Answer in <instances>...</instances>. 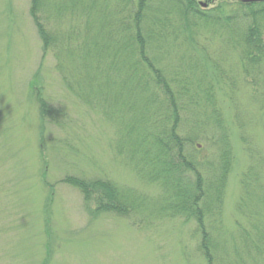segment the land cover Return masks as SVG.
Here are the masks:
<instances>
[{"label": "rangeland", "instance_id": "1", "mask_svg": "<svg viewBox=\"0 0 264 264\" xmlns=\"http://www.w3.org/2000/svg\"><path fill=\"white\" fill-rule=\"evenodd\" d=\"M93 2L100 10L90 14L77 5L45 15L59 36L73 30L45 46L32 0H0V264H209L203 230L215 263L264 264V55L250 63L239 46L251 21L247 28L237 17L248 6L197 0L211 21L180 37L165 35L161 50L148 43L155 63L162 54L159 70L141 66L143 80L133 86L125 77L132 68L120 66L106 46L113 54V37L125 43L123 24L137 30L135 8L129 0ZM159 8L153 0V12ZM90 39L103 41L105 54H91V47L85 56ZM115 45L120 63L131 60ZM160 78L170 86L156 83ZM173 130L184 139L177 154L187 156L189 168L169 179L182 192L138 154L141 142ZM224 134L230 145L220 141ZM227 146L221 200L214 193L201 205L187 187L195 192L215 177ZM76 176L113 183L128 201L118 206L124 212L100 207V194L74 185Z\"/></svg>", "mask_w": 264, "mask_h": 264}, {"label": "trees", "instance_id": "2", "mask_svg": "<svg viewBox=\"0 0 264 264\" xmlns=\"http://www.w3.org/2000/svg\"><path fill=\"white\" fill-rule=\"evenodd\" d=\"M84 1L85 0H32L31 8H30L31 16L36 26H38L39 28V32L42 38L44 39L45 46L55 44L56 42L62 43L61 40L63 38L71 36L73 33V30H71L68 33V36H59L58 34L52 32L49 28L47 29V25L45 23V18H44L45 15L52 16L53 11H59L64 7H68V6L75 7L77 5L80 6L85 5V7L89 10V14L91 12L92 7L96 6V8L100 10L99 7L94 2L92 3V0H90L87 6L86 3H84ZM164 1L165 0H160L161 8L153 12L152 10L153 0H129V5L133 4L134 6L133 8H135V10L132 13L134 14L133 20L136 21L138 25L137 30L130 28L128 31V28L123 24V29L126 32L125 43L124 41L123 43H121L120 38L113 37L112 38L114 41L113 46L115 48V53L113 54H110L108 51L111 45L108 44L106 46L107 53L110 56L114 57L115 60H118L120 66L126 64L128 65V69L129 67L132 68L131 69L132 75L131 76L125 75V77L128 80L127 84L131 83L133 84V86H136V84L139 81L143 80V78L138 77L137 72L139 73L140 67L144 66L145 64H147L150 68H155L156 70H159L157 69L160 67L159 64L161 63L159 55L162 54L158 53L159 55L157 56L155 63L146 53L148 43H151V45L156 49L161 50L164 46V43L167 40L165 35H170L173 38L180 37L186 31V29L188 28L194 29L195 23L197 24L199 21H202L204 19L206 21L208 20L211 21L213 17V13L211 11H205L199 7L197 0H169L170 1L169 8L164 7L165 5ZM137 3L140 4V8L138 9L136 7ZM241 4L248 6L249 11L244 13L243 18H239V17L237 18L246 20L247 28H248V20H250L251 23H250V32L248 33V36H246L245 33L244 38L242 40V44L240 43L239 46L242 45L243 48L242 55L245 60H247L250 63H259L264 55V46L261 43L262 41L261 36L259 38V35H256V30L262 29V25L260 21L264 19V3L253 4V5L243 4V3ZM257 7L259 8L257 9ZM218 8L221 9L220 7ZM171 14H173L172 18H170ZM233 17L235 18L236 15L235 16L233 15ZM213 20H215V17L213 18ZM143 21H146L147 23L146 27L142 26L141 22ZM217 21L218 22L216 23H221L220 22L221 17L218 16ZM107 25H108L107 22L102 21L101 29L104 31ZM91 42H92L91 39L86 40L85 44L83 45L82 50L85 52V56L87 54L90 55L91 47H92L91 54L92 53L95 54V52H97L99 55L101 53H104L100 49H98L102 44H105L103 41H95L92 43ZM116 42H120L122 50L127 54V57H129L131 60L126 59L123 61V63H120V60L118 58L119 53L115 45ZM64 48L66 50L68 49V47L65 45ZM68 52H72V50L69 49ZM151 53L157 54V52L154 51L153 49H151ZM114 63H116V61H114ZM121 69L125 71L127 67L125 68L122 67ZM156 83L164 84L165 87H168V85L170 86L169 82H167L164 78H160ZM173 104L175 111H177L175 107V103ZM48 111L49 109L45 110V112ZM159 133H156L157 135L155 136V138H153L149 143L141 142L140 152H138V154L142 155L143 153L144 157L147 160V162L145 163L147 168H149L154 173L159 172L160 174H162V177L163 175L168 177V178H164L165 183L167 185H170V187H172L173 189L179 188V190L177 191L182 192L179 182L177 183L176 181L173 182L172 180L169 179V177L174 176L175 179L178 180L180 177H183L184 169L188 170L186 169L187 156H185L182 152L180 154H177V148L178 146L179 148L183 146L184 139L180 136V134H178L177 130L171 131L170 134L169 133L159 134ZM222 140H225V143L230 145V142H228L227 136L225 134L220 141ZM144 145H149V148L144 149L143 148ZM220 150L222 151V154L215 177L213 179L208 180L206 185L204 181H202V185H196L195 192H191V188L187 187L189 192L186 193V195L193 197L196 200V202L198 203L200 202L201 205L204 204V201L208 203L211 197L214 198L213 196L214 193L217 194L216 199L221 200L222 190L228 173L226 172V170H228L229 168L230 158L228 156L229 155L228 146L225 147V149L221 148ZM195 172H196L195 169H191V174H194ZM71 179L76 180L73 183L74 185L75 184L79 186L82 185V189L85 188V190L88 191L89 193H92L93 191L98 192L100 194L99 197L100 207L110 206L113 209H117L118 211L124 212V209L118 206L123 204L122 206L125 207L128 201L126 198L120 200L118 196L120 194V191L117 189L116 186H114L113 183H105V181L103 180L88 182L83 180L82 178L79 177L77 178V176L72 177ZM187 180L189 181L188 177ZM122 197L124 198L123 195ZM116 198H118L119 200H117ZM188 211H194V210L188 208ZM210 242H211L210 233L207 230H203L202 246L206 254L208 255L207 257L209 260V264H217L211 258L210 255L211 253L206 251V246H209Z\"/></svg>", "mask_w": 264, "mask_h": 264}, {"label": "water", "instance_id": "3", "mask_svg": "<svg viewBox=\"0 0 264 264\" xmlns=\"http://www.w3.org/2000/svg\"><path fill=\"white\" fill-rule=\"evenodd\" d=\"M243 1H246V2H255V1H264V0H243Z\"/></svg>", "mask_w": 264, "mask_h": 264}]
</instances>
